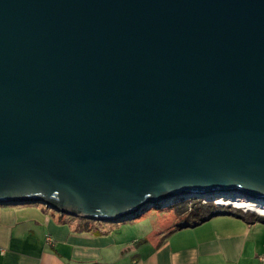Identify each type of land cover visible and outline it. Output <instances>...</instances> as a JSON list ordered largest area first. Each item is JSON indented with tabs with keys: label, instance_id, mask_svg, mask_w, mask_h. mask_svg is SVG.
<instances>
[{
	"label": "water",
	"instance_id": "1",
	"mask_svg": "<svg viewBox=\"0 0 264 264\" xmlns=\"http://www.w3.org/2000/svg\"><path fill=\"white\" fill-rule=\"evenodd\" d=\"M186 199L264 210V0H0V206Z\"/></svg>",
	"mask_w": 264,
	"mask_h": 264
},
{
	"label": "crops",
	"instance_id": "2",
	"mask_svg": "<svg viewBox=\"0 0 264 264\" xmlns=\"http://www.w3.org/2000/svg\"><path fill=\"white\" fill-rule=\"evenodd\" d=\"M40 206H0V264H264L263 223L225 216L162 234L152 222L131 241L119 226L85 231L82 220Z\"/></svg>",
	"mask_w": 264,
	"mask_h": 264
},
{
	"label": "rangeland",
	"instance_id": "3",
	"mask_svg": "<svg viewBox=\"0 0 264 264\" xmlns=\"http://www.w3.org/2000/svg\"><path fill=\"white\" fill-rule=\"evenodd\" d=\"M195 201H198V200H193V199L182 200L170 206H167V207L155 210V211L144 213L143 215L139 216L138 218L132 221L129 220V221L119 223V224L117 223H107V224L100 223V224H102L103 226L107 225V227L109 228H113L114 226H119L121 229L118 233L120 234L121 237L129 238L131 241L133 239L141 241L145 239L144 238L145 234L147 233L149 234L150 232L153 231L154 225L152 222L154 223L156 222V227L158 228V231H159L157 232L164 234L166 231H168V229H170V227L174 225V223L180 221L181 219V218H178L173 208H179L180 206H183V205L191 206V204ZM202 201L206 203L205 200H202ZM223 203L225 204V202ZM35 206H38V205H35ZM40 207L44 208L43 205H41ZM228 207H230L233 211H237L238 213L241 212L247 215L254 214L257 216L264 217V213H260L258 210H257L258 212L246 211L244 209H239V206L237 205H236L237 208L235 206H228ZM244 208H248V207H244ZM182 209H185V207H183ZM183 211H186V210H183ZM223 217L225 216H217V217H214L211 221L216 220V219H223ZM75 220L79 221V219H75ZM241 221L243 222V220ZM87 222H91L92 224H99L98 222H92V221H87Z\"/></svg>",
	"mask_w": 264,
	"mask_h": 264
},
{
	"label": "trees",
	"instance_id": "4",
	"mask_svg": "<svg viewBox=\"0 0 264 264\" xmlns=\"http://www.w3.org/2000/svg\"><path fill=\"white\" fill-rule=\"evenodd\" d=\"M185 207V209H182ZM181 209V210H180ZM175 210L178 218H181L180 221L174 223L166 234L172 232L173 230L183 229V228H193L198 226L200 223L210 219L217 217V215H234L236 217H241L249 224L255 223H264L263 216H257L254 214H244L238 213L237 211H233L230 207L224 205H218L215 202H206L195 201L191 204V206H180L179 208H173ZM186 210V211H183ZM82 222L86 223V225H82L81 229L85 231H93L95 232L94 227H92L91 222H87L82 220Z\"/></svg>",
	"mask_w": 264,
	"mask_h": 264
},
{
	"label": "bare ground",
	"instance_id": "5",
	"mask_svg": "<svg viewBox=\"0 0 264 264\" xmlns=\"http://www.w3.org/2000/svg\"><path fill=\"white\" fill-rule=\"evenodd\" d=\"M219 202H222L221 200L219 201ZM229 203V202H228ZM237 206H239V208L241 207V208H244V207H250V208H252V209H257L260 213H264V210L263 209H258V208H254V207H252L253 205H251V204H249V203H247V201L246 202H243V201H241V202H239V203H237L236 204Z\"/></svg>",
	"mask_w": 264,
	"mask_h": 264
}]
</instances>
